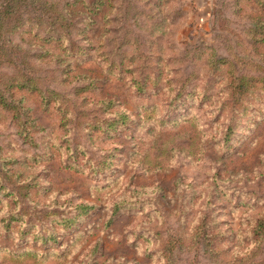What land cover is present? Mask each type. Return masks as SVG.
<instances>
[{"label": "rangeland", "instance_id": "374dc122", "mask_svg": "<svg viewBox=\"0 0 264 264\" xmlns=\"http://www.w3.org/2000/svg\"><path fill=\"white\" fill-rule=\"evenodd\" d=\"M0 10V264H264V0Z\"/></svg>", "mask_w": 264, "mask_h": 264}, {"label": "trees", "instance_id": "16d2710c", "mask_svg": "<svg viewBox=\"0 0 264 264\" xmlns=\"http://www.w3.org/2000/svg\"><path fill=\"white\" fill-rule=\"evenodd\" d=\"M1 11V10H0ZM7 10H5V12H6ZM5 12H0V14H2V16H7V14L5 13ZM2 31V29L0 28V32ZM245 79V77H236V81H234V83L233 84H235V88H234V90H236V91H238V92H236V93H240V94H242V93H244L245 92V89L243 90V88H241V85H245L242 81ZM6 106H8L9 107V105L8 104H5ZM17 116V115H16ZM22 132V134H23V131H21ZM88 207H89V205H87V204H81L80 205V215H82L87 209H88Z\"/></svg>", "mask_w": 264, "mask_h": 264}]
</instances>
